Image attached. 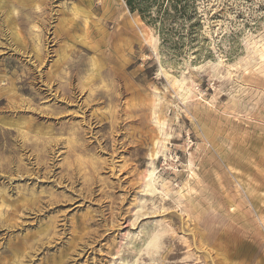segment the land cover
Instances as JSON below:
<instances>
[{"label":"rangeland","instance_id":"1","mask_svg":"<svg viewBox=\"0 0 264 264\" xmlns=\"http://www.w3.org/2000/svg\"><path fill=\"white\" fill-rule=\"evenodd\" d=\"M188 3L0 0V264H264V0Z\"/></svg>","mask_w":264,"mask_h":264},{"label":"trees","instance_id":"2","mask_svg":"<svg viewBox=\"0 0 264 264\" xmlns=\"http://www.w3.org/2000/svg\"><path fill=\"white\" fill-rule=\"evenodd\" d=\"M130 12H137L147 23H162L167 18L170 8L174 16L184 17L189 7V0H123Z\"/></svg>","mask_w":264,"mask_h":264},{"label":"bare ground","instance_id":"3","mask_svg":"<svg viewBox=\"0 0 264 264\" xmlns=\"http://www.w3.org/2000/svg\"><path fill=\"white\" fill-rule=\"evenodd\" d=\"M51 5V4H50ZM40 40V39H39ZM52 45V44H51ZM35 48V47H34ZM42 52V51H41ZM73 88V87H72ZM73 90V89H72ZM80 90V89H79ZM74 91V90H73ZM57 92H58V89H57V91H55V93L53 94V95H56L57 94ZM62 93H61V98L62 99H68V100H71V97H73L74 99V102L76 101V102H78L79 100H80V98H78L77 96H74L73 95V93H71V91H70V88L69 87H63L62 88V91H61ZM72 127H75L74 125L72 126ZM77 128V127H76ZM89 130H90V128H89ZM84 132V131H83ZM83 132H81V133H83ZM80 133V132H79ZM82 135V134H81ZM157 153H158V151H156L155 152V154L154 155H157ZM113 166H115L116 167V165H113ZM119 170V169H118Z\"/></svg>","mask_w":264,"mask_h":264}]
</instances>
